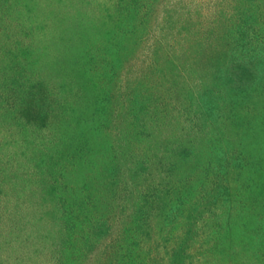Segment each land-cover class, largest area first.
<instances>
[{"label": "rangeland", "instance_id": "obj_1", "mask_svg": "<svg viewBox=\"0 0 264 264\" xmlns=\"http://www.w3.org/2000/svg\"><path fill=\"white\" fill-rule=\"evenodd\" d=\"M0 264H264V0H0Z\"/></svg>", "mask_w": 264, "mask_h": 264}, {"label": "trees", "instance_id": "obj_2", "mask_svg": "<svg viewBox=\"0 0 264 264\" xmlns=\"http://www.w3.org/2000/svg\"><path fill=\"white\" fill-rule=\"evenodd\" d=\"M61 204H62V206H66V205H68V203H67L66 200L63 201V202L61 201ZM66 214H71V212L68 210ZM71 218H72V216H71ZM72 227H73V226H72Z\"/></svg>", "mask_w": 264, "mask_h": 264}]
</instances>
